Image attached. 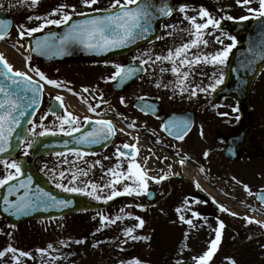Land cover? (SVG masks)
<instances>
[{"label": "rangeland", "instance_id": "rangeland-1", "mask_svg": "<svg viewBox=\"0 0 264 264\" xmlns=\"http://www.w3.org/2000/svg\"><path fill=\"white\" fill-rule=\"evenodd\" d=\"M41 2L43 3H38L40 5L36 6L31 5V0H27V2L25 0H0V9L17 18L9 37L16 41L19 50L23 53L27 50V42L31 36L50 30L54 28V25H46L31 36L25 34L23 37L20 36V26H23L24 29L35 28L44 23V19H36V17L55 19L61 17L63 12L79 13L88 10V8L93 10L92 8L95 6L87 7L82 3V0H41ZM112 2L113 0H98L97 3L108 5ZM61 5H67L68 7L56 15H51L53 10ZM71 5H76L78 8L73 11ZM243 6L247 10L249 8L259 10L260 2L259 0H250V3L243 4ZM247 14L251 21L259 15V12L248 10ZM182 31L183 28H179L178 34L167 41L169 50H174L194 40L189 37H181ZM9 40L7 39L2 44L8 45ZM163 41L164 39L161 38L151 46L153 61L156 56H162ZM202 42L203 40L191 45L182 54H201L205 47H210L211 50L217 49L218 52L233 44L232 50L237 48L233 39L219 37L218 33L210 38L207 45H203ZM19 50L16 49V51ZM4 54L6 56V53ZM26 58L28 59V57ZM156 62L162 63L163 60ZM28 65L31 72L40 69L39 63L35 60L30 59ZM217 65H224L222 82L216 83L219 86L224 81L226 63H217ZM63 68L69 71L68 68ZM50 70L48 69V71ZM216 70L218 72L219 67ZM72 71L73 68L70 67L69 74L65 76L70 78L73 75ZM226 101H231V105L228 102H221L220 105L222 108L228 107V104L230 105V109L226 110L231 115V124H235L244 111L235 100ZM251 114L250 121L255 128L256 140L260 147L264 149V73L255 83L252 92ZM216 119L218 121L214 123L219 127L220 118ZM201 124H204L202 120H200ZM226 132L227 134H235L237 131L228 128ZM191 137L193 138L188 141L195 153L201 158V162L207 165L210 164L208 160L204 159L205 151L208 149L207 145L199 140L196 133L193 132ZM214 137L218 138V135L215 134ZM207 138L210 139L208 136ZM219 145V147H223L222 142ZM216 158L222 162L211 166L214 173L227 175L231 178L235 177L234 180L248 186L250 194L264 190V158L255 160L248 158L233 164L225 161L221 154L217 155ZM121 161L124 160L121 159ZM46 163L43 170L53 178L55 184L59 181L65 187L75 186L84 189L82 192L85 195L94 199H96L95 196L99 195L100 200H105L104 198L110 195L113 190L125 193L124 188L128 187L134 189L129 195L133 197L132 199L139 200L143 207L138 205L129 207L126 205L127 202L118 203L99 213H84L69 217V219L65 218L39 224H22L23 226H12L0 217V250H5L11 246L30 253V256H20L19 251L17 253L8 252L3 258H0V264H135L137 260L140 261V264H196V260L193 258L199 257L209 250L211 242L215 239L216 231L219 230V225L213 220L207 222V219L203 218L198 221L192 219L193 213H197L196 205L199 204L193 197H189V199H185L178 204L164 203L163 201L154 207L145 208L144 204L148 203L145 197L146 193L150 190L156 191L160 186L163 187L157 194L156 200H158L164 196V185L145 181L147 184L145 191L143 186L139 184L138 178L129 174L126 165L123 166L122 164L121 166L120 173H123V175L119 176L120 182L116 183V186H113L112 181L109 180L110 169L101 170L99 167L92 166L87 171L94 172L97 177L92 182L97 185V188L93 195H88V192L93 191L90 187L92 184L82 182L78 178L70 183L71 175L68 174V170L60 168L68 169L67 166L50 164L49 160ZM60 171L65 172L62 180L59 178ZM16 174L15 168L0 163V179ZM138 192L139 194H137ZM177 209H180V211L178 212ZM181 215L185 217V220H191L192 224L189 225L181 221ZM102 216L109 218V220L102 223ZM117 216L120 217L119 220H116ZM136 217L144 220L143 227H138L139 221ZM112 220H115V223H112ZM230 225L234 228V225L231 223ZM128 228L133 229L132 236L141 238L132 239L131 236L126 235V229ZM224 234L225 237H222L221 241L223 242V238H225V242L220 241L217 251L213 253L208 264H264V255L260 254L264 252V248H256V250H260L258 252L255 249L247 252L246 248L243 246L240 248L232 242L228 233L224 232ZM77 241L82 242L77 243ZM49 245L52 247H49ZM39 250H43V252ZM14 255L18 257V262L13 260Z\"/></svg>", "mask_w": 264, "mask_h": 264}, {"label": "flooded vegetation", "instance_id": "flooded-vegetation-1", "mask_svg": "<svg viewBox=\"0 0 264 264\" xmlns=\"http://www.w3.org/2000/svg\"><path fill=\"white\" fill-rule=\"evenodd\" d=\"M172 5L173 15L170 19L164 21L161 29L164 36L162 56L168 55L169 48L167 41L175 37L178 34V29L181 27L183 28L181 37L197 39L194 25L185 17H195L196 23H206L209 17H201V9L207 11L212 19L226 23L228 26H232L237 21L248 20L243 19V17L248 18V10L243 6V3L238 4L237 0H172ZM181 7H184V12L180 11ZM228 17H232V19ZM222 30L226 35L220 36H233L229 29L224 28ZM217 32L222 31L219 27H213L210 24L206 29L200 30L198 41L203 40V45H207L210 38L216 36ZM204 41H207V43L205 44ZM213 56H215V50H211L210 47H205L201 51V54L183 53L179 58L174 56L173 60L181 73L185 71L189 73L187 79L183 80V83L180 82L182 77H178L171 71L173 67L172 61L163 60L162 63L160 62V65L153 64L152 49L149 45L135 50L124 58L108 61L74 59L63 63H56L49 67L51 70L47 72L46 77L63 83L59 88L49 85V96L46 95L44 104L31 126V131L36 136H40L39 133L41 131L52 135L55 139L51 141V145L53 149H56L57 141L69 136L66 133L72 129L71 125L64 123V131H61L62 121L59 118H67V113L70 112L74 117L79 118L75 121V126L78 130L72 131L71 135L82 132L81 135L84 134L83 137H85L88 133L104 126L98 124V121L115 122L120 119L121 112L132 113L137 111L139 101H146L142 107L148 111H153L150 105L153 104V101H156L158 103V116L161 118L168 117L173 113L191 112L194 114L195 120L196 118H201L205 121H210L212 119L210 112L216 107V65L212 61ZM193 57H199V62H195V59H192ZM204 57H208V59L204 60ZM184 59L192 60L193 64L188 65L185 63L181 65L180 61ZM142 60H148L149 63L142 64ZM128 62L141 65L143 73L138 80L132 82L127 88H124L122 92H119L118 89H121V84H116L117 79L113 80L110 77L117 72L116 66H124ZM69 66L73 68V75L70 78L65 76L69 74ZM63 67L68 68L69 71L64 70ZM161 68L167 69V71L162 72ZM158 83L161 85L160 87L156 86ZM84 88H88L90 91L87 93L83 92ZM182 88L186 90L182 92ZM68 89H72V91L70 92ZM201 89H205V91H201ZM193 90L196 91V95L194 96L191 95ZM57 95L63 98V107L61 106V102L55 99ZM121 98H123V103L121 102ZM89 105L95 108V111H89ZM49 109L53 111L50 112ZM85 117H89L90 119L85 120ZM227 118L228 115L226 114L223 116L222 121L225 123L229 122ZM235 126L239 127L240 132L246 130L244 143L247 149H254L255 141L249 136L247 127L244 128L240 121ZM221 137L225 138V133H222ZM203 141L210 148L208 153L211 154L212 161L216 162V157L219 155L220 150L218 140L215 137H211L210 139L203 137ZM95 145L89 144L87 148L90 149ZM30 147L31 143H26L22 148V154L29 155L31 153ZM118 148L112 142L109 149L102 152L84 154L80 151H70L62 153L63 155H59L60 153H58L52 156L51 162L56 165L67 166L69 175L72 176L75 173L77 178H81L82 182L93 184L92 182L97 177L94 175V172L87 170L92 168V166L100 168L108 167L107 169L114 168L120 157L117 152ZM96 161H100V163L98 164ZM70 170L73 171L70 172ZM244 222L241 224L244 235L256 231L257 234L261 233L264 236V231H260L258 226L248 221Z\"/></svg>", "mask_w": 264, "mask_h": 264}, {"label": "snow or ice", "instance_id": "snow-or-ice-1", "mask_svg": "<svg viewBox=\"0 0 264 264\" xmlns=\"http://www.w3.org/2000/svg\"><path fill=\"white\" fill-rule=\"evenodd\" d=\"M27 2V0H25ZM38 2V0H31V5H35ZM98 2V0H82V3L87 6L91 7L92 5H95ZM260 2V8L259 10L256 9H251L249 8L248 10L250 12H259V15L264 16V0H259ZM237 3H243V4H248L250 3V0H237ZM137 4L138 7L135 9L130 8V5ZM68 7L67 5H61L59 8L54 9L51 15H56L59 12H62L64 8ZM119 8V11L115 15H104L101 17H97L92 20H86L82 22L81 24H75L73 25L69 31L65 34L63 39L60 42L61 47L64 45L66 41H76L81 44H83L87 49L89 50H95V51H102L108 48L112 47H118V46H123L124 44L135 40L137 38H142L145 33L149 31V25L151 23V16L152 13L150 12V5L145 3H140V0H113L111 8L116 9ZM73 11H75V6H72ZM106 11H110L106 10ZM161 13L164 15H171V9L168 7H162L159 9ZM181 12H184L185 9L184 7L180 8ZM201 17L208 16L209 19L207 20L206 23L200 24L196 23V18L195 17H185L186 19H189V21L194 25L196 29V36L197 39L192 40L190 43H185L181 45L180 47L176 48L175 51L169 50L167 56H156L155 60L152 61L155 63L156 61H162V60H169L173 62V67L171 68V71L173 74H176L178 77H182L181 83H183V80H186L188 77V72L185 71L181 73L180 69L176 66L175 61L173 60V57L175 56L176 58H179L184 52V50L188 49L191 45H195L200 37V30L201 29H206L210 24L213 27H219V21L214 20L209 16V13L203 9L200 11ZM72 14L69 12H63V15L61 16L60 19H47V18H41V17H36V19H44V23L39 25L38 27L35 28H30V29H24L23 26L21 27L20 31V36L23 37L25 34L28 36H31L33 33L40 31L44 26L46 25H61L62 23H67L69 20H71ZM229 19H232V17H228ZM243 19H247V17H243ZM4 27H5V21L0 20V39L4 38ZM166 27H172V26H166ZM230 39L235 40L234 37H229ZM219 40V38H217ZM222 43V41H220ZM206 44L207 41H204ZM37 47L42 50H48L52 51L56 48L54 45L52 39L49 37H45L43 41H37ZM234 47L233 45L227 46L223 51L218 52L215 56L212 57L213 62H219L223 64L225 60L227 59L228 53L231 50V48ZM30 59V57H28ZM208 57H204V60H207ZM200 58L196 57L195 62H199ZM142 64H148V60H142ZM187 63L188 65H192L193 61L192 60H181L180 64L183 65ZM0 64H3L4 68L6 69L5 72H3V75L11 79L12 84L16 85L17 88L21 84H23L28 91L33 92V98L31 100V103L35 104L37 103V94L42 93L43 91V84H40L39 82L33 83V78L27 73L22 72V71H14L13 67L11 64L8 63L6 58L4 57L3 54H0ZM117 67V72L110 77V79H117L118 77L120 80H123L127 77H130L133 73L136 71H139L140 69L129 67V68H124L122 66H116ZM161 71H167V69L161 68ZM38 73L40 80L45 81L48 85L55 86L57 88L61 87V84L63 82L57 81V80H52L48 79L43 72H41L39 69L36 70ZM13 77H20L21 79H13ZM222 82V77L220 80H217L216 83L219 84ZM157 87H160L161 85L158 83L156 85ZM166 87V85H165ZM186 89L182 88L181 91H185ZM68 91H72V89H68ZM90 89L84 88L83 92H89ZM201 91H205V89H201ZM0 94H3L4 99L0 100V152H3L6 150L8 138L10 137L11 133L14 131V126L19 125V119H17L14 116V113L20 108V104L18 101V97L20 93L18 91L14 90H6L4 87L3 82H0ZM191 95H196V91L193 90ZM57 101L61 102V106L63 107V98L59 95L55 97ZM102 99V97H101ZM121 102L123 103V98H121ZM89 111H95V108H93L91 105L88 106ZM50 112H52V109H49ZM21 116L24 115V112L21 111ZM59 118V117H58ZM43 119V118H42ZM61 119V131H64L63 124L67 123L72 126L71 131H68L66 134L71 135L72 131H77L78 128L75 126V121L78 120V117H74L72 113H67V118H59ZM85 120H89V117H85ZM100 125H104L107 128V131L105 132L104 128L101 127L99 129L94 130L91 133H88L85 137H82L80 139V143H86V144H94V143H100L102 140L107 139L109 135L113 134L115 129L114 125L112 124L111 121H98L97 122ZM128 127H134V124H129ZM168 127V126H166ZM170 127L174 128L177 130V138L178 139H183V135L180 133H183L184 130L188 127V122L187 121H182V122H170ZM123 131V129H121ZM40 136L45 135V131H41L39 133ZM30 146V145H29ZM124 149H129L134 147L133 145L129 144H124L122 146ZM117 152L119 156H126L129 155V153H125L124 151H121L120 148L117 149ZM27 154V153H26ZM178 154V153H177ZM59 155H63L60 153ZM208 153H205V157H207ZM187 157L182 158L179 163L181 166L184 165ZM66 162V161H65ZM7 167L15 168L16 173L20 172V166L15 162L12 161L11 164H8L7 161L4 162ZM96 163H100V161H96ZM136 170L135 172L133 170ZM109 171H112L111 169ZM200 171L203 172L204 169L203 167L200 168ZM128 172L130 175H134L138 178L139 184L143 186V189L146 191L147 189V184H146V179L147 177L140 171V166L136 163H131L129 164ZM87 174V173H83ZM114 176H122L123 173H116L113 172ZM65 176L64 171H60L59 173V178L62 180ZM16 177L14 175H8L4 179H0V187L4 186L7 184L10 180L15 179ZM167 177H154L157 182H159L162 179H166ZM30 179V178H29ZM77 179V176L75 173L72 174L70 183L75 181ZM235 179V177H233ZM119 179L113 181V183H119ZM107 186V185H105ZM20 187H26V185L22 182ZM56 187L62 188L64 191L67 192H81L84 191V189L78 188V187H65L62 183L59 181L56 183ZM92 192H88V195H93L95 192L97 185L92 184ZM197 187H199V184L197 183ZM244 188L246 191L250 192V189L248 188L247 185H244ZM134 191V189L125 187L124 192L131 194ZM12 192V189H9V193ZM122 193L119 190H113L110 195H108L105 199V202L107 200H111L115 196H119ZM139 194V192L137 193ZM44 196H47L49 201L52 202L53 205L59 203L63 204L65 206L68 205L69 201H56V198L51 196L49 193H44ZM97 200H100L101 197L99 195L95 196ZM261 202H264V195H261L260 197ZM40 197H37V200H40ZM5 205L8 207H5V211H9V208H14L15 214H20L24 213L27 209H30L33 207V203L29 202L28 200L25 199V197H21L20 201L15 203V204H10V202L7 200V198L4 199ZM179 212L180 209H177ZM220 211L222 212H228L229 209L224 208L223 206L220 207ZM232 215H237L236 213H231ZM194 216H199V213H193ZM120 217L117 216L116 220H119ZM136 219L139 221L138 227H143L144 225V220L140 217H136ZM181 221H184L188 223L189 225L192 224L191 220H185V217L183 215L180 216ZM248 220L249 223L252 222L251 218H245ZM109 220L107 217H101L102 223ZM112 223H115V220L111 221ZM257 223H259L257 221ZM224 224L221 221L219 224V229H223ZM133 229L128 228L126 229V235L131 236L132 239H139L141 237H136L132 236ZM221 241V231L217 230L216 231V236L215 239L211 242V246L208 251H206L203 255L199 257H194L193 259L196 260V264H208V261L212 257L213 253L216 251L218 244ZM82 241H77V243H81ZM49 247H52L49 245ZM19 251L20 256H30V253L20 251L16 248H13L9 246L5 250H0V258H3L8 252L11 253H17ZM43 252V250H39ZM13 260H16L18 262V257L13 256ZM135 264H140V261H136Z\"/></svg>", "mask_w": 264, "mask_h": 264}, {"label": "water", "instance_id": "water-1", "mask_svg": "<svg viewBox=\"0 0 264 264\" xmlns=\"http://www.w3.org/2000/svg\"><path fill=\"white\" fill-rule=\"evenodd\" d=\"M147 3L150 7L151 23L149 25V31L143 35L142 38L132 40L123 46L112 47L102 51H95L87 49L83 44L76 41H66L61 47L60 42L69 31V29L75 24H81L86 20H92L104 15H115L118 11L113 13H105L100 16L87 17L76 22H72L66 25L62 30L51 33H46L41 36H37L31 39L29 48L35 58L42 59L43 63L49 65L57 60H65L72 57H89L100 58L102 53H108L105 56L120 55L129 52L134 47L141 45L147 41L155 40L157 37L156 25L160 21L169 15H164L159 11L162 7H169V0H140V3ZM135 4L132 9L137 8ZM171 9V8H170ZM0 20L5 21L4 36L9 32L12 26V20L6 18L5 14L0 12ZM239 26V25H238ZM247 33V40L244 44V49L236 52L232 57L228 66L227 82L230 83L228 91L229 95L249 106L250 91L254 80L259 75L261 70L264 69V18L256 20L249 30L241 29V31ZM45 37L52 39L56 48L52 51L42 50L37 47V41H43ZM6 69L3 64H0V82H3L6 90H14L20 93L18 101L20 108L14 113V116L19 119V125L14 126V131L8 138L6 150L0 152V160H9L15 157L20 145L28 137L27 126L32 121L39 105L40 94H37V103H31L33 98V92L26 90L25 86L21 84L19 88L12 84L11 79L6 78L3 75ZM13 79H21L20 77H13ZM3 94H0V100H3ZM21 111L24 115L21 116ZM177 122V121H173ZM167 133L171 136V130L174 128L165 127ZM20 172L21 175L14 180L8 182L0 189V215L3 218L8 219L11 224L17 225L26 221H37L45 219L60 218L69 214L88 210H101L108 206L110 203L96 204L90 201L87 197L79 194L62 193L51 188L50 183L40 175L34 168L33 163L27 162V160H20ZM30 178V179H29ZM24 183L26 187H20L21 183ZM12 192L9 193V189ZM44 193H49L56 198V201H69L68 205L55 204L53 205L49 201ZM21 197H25L26 200L33 203V207L27 209L24 213L15 214L14 208H9V211H5V207H8L4 203V199L15 204L20 201ZM40 197V200H37Z\"/></svg>", "mask_w": 264, "mask_h": 264}, {"label": "bare ground", "instance_id": "bare-ground-1", "mask_svg": "<svg viewBox=\"0 0 264 264\" xmlns=\"http://www.w3.org/2000/svg\"><path fill=\"white\" fill-rule=\"evenodd\" d=\"M0 50H3L6 52V57L9 61V63L14 64L16 66V68H18L21 71L26 73V69L24 67V63H23L22 59L18 58V56L16 54H14L12 50H10L7 46H5L3 44L2 45L0 44Z\"/></svg>", "mask_w": 264, "mask_h": 264}]
</instances>
